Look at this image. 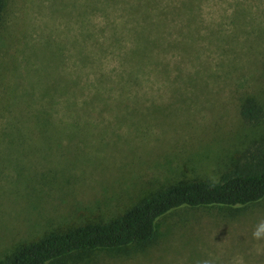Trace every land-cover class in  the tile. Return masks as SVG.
<instances>
[{
	"label": "rangeland",
	"instance_id": "obj_1",
	"mask_svg": "<svg viewBox=\"0 0 264 264\" xmlns=\"http://www.w3.org/2000/svg\"><path fill=\"white\" fill-rule=\"evenodd\" d=\"M82 5L83 0H6L0 102L6 96L21 101L11 95L27 88L37 92L53 78L54 87L63 78L76 79L63 50L77 57L67 44L76 45L84 29ZM231 17V10L218 7L197 11L195 38L180 43L187 50H173V59L158 68L150 64L142 74L154 103L57 106L70 118L50 120L46 130L0 135V264L21 244L107 221L155 189L186 178L216 180L232 166L260 134L245 124L233 97L246 90L264 102V4ZM212 18L223 21L208 34ZM84 21L93 29L104 22L97 11ZM169 37L182 38L175 30ZM190 54L191 65L182 59ZM113 67L108 62L105 72ZM0 107L10 110L13 103ZM262 219L264 199L236 209L180 207L158 219L146 244L53 264H264V240L252 237Z\"/></svg>",
	"mask_w": 264,
	"mask_h": 264
},
{
	"label": "trees",
	"instance_id": "obj_2",
	"mask_svg": "<svg viewBox=\"0 0 264 264\" xmlns=\"http://www.w3.org/2000/svg\"><path fill=\"white\" fill-rule=\"evenodd\" d=\"M263 4L264 0H83L79 15L86 14V18L97 11L104 22L93 29L84 18V29L79 30L76 45L67 44V50H75L77 57L73 59L63 50L68 67L77 70L76 79L63 78L54 87L53 78L37 92L27 88L24 93L11 95L21 101L4 97L6 101L0 103H13V108L0 107V135L26 133L35 128L46 130L50 120L70 118L57 106L67 109L78 103H154L155 98L146 95L142 74L150 64L155 68L165 64L173 50L182 54L187 50L180 43L195 38L199 27L194 25L197 11L218 7L231 10V19L237 20L252 7ZM5 8L6 0H0V28L4 27ZM221 21L209 20L208 34ZM174 30L181 39H170ZM60 53V49L54 52L52 61ZM182 59L188 64L195 62L191 54L190 59ZM112 61L114 70L107 74L105 67ZM42 98L44 101H40ZM233 98L240 103L245 124L260 130V134L216 180L186 178L160 187L107 221L86 222L21 244L5 264H53L85 253L143 245L154 238L158 219L177 208L223 205L236 209L263 200L264 102L246 90L235 93Z\"/></svg>",
	"mask_w": 264,
	"mask_h": 264
},
{
	"label": "clouds",
	"instance_id": "obj_3",
	"mask_svg": "<svg viewBox=\"0 0 264 264\" xmlns=\"http://www.w3.org/2000/svg\"><path fill=\"white\" fill-rule=\"evenodd\" d=\"M253 239L264 240V219L260 220L252 232ZM203 264H211L210 261H204Z\"/></svg>",
	"mask_w": 264,
	"mask_h": 264
}]
</instances>
